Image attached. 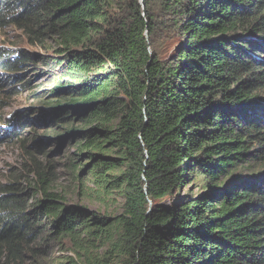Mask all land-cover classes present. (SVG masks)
I'll use <instances>...</instances> for the list:
<instances>
[{
    "label": "trees",
    "instance_id": "16d2710c",
    "mask_svg": "<svg viewBox=\"0 0 264 264\" xmlns=\"http://www.w3.org/2000/svg\"><path fill=\"white\" fill-rule=\"evenodd\" d=\"M5 21L46 49L17 64L50 80L35 111L72 140L83 199L123 202L67 204L22 140L0 264H264V0H0Z\"/></svg>",
    "mask_w": 264,
    "mask_h": 264
},
{
    "label": "rangeland",
    "instance_id": "374dc122",
    "mask_svg": "<svg viewBox=\"0 0 264 264\" xmlns=\"http://www.w3.org/2000/svg\"><path fill=\"white\" fill-rule=\"evenodd\" d=\"M34 41L21 28L10 25L7 21L0 28V50L4 51L6 57L5 62H0V183L6 182L11 175H16L23 169L22 140L26 146L39 142L42 152L57 167L53 172L54 187L65 195L67 204L83 208L86 212H99L101 215L120 213L123 198L116 190L103 205L83 199L76 184L79 169L66 164V158L75 153L72 140L64 136L65 130L53 127L49 119L38 113L40 111H35V108L40 107L38 101L44 95L42 90L50 87V80L42 76L39 66V70L30 64L19 66L16 57L17 52L30 56L46 54L42 44ZM43 44L49 47L50 41L46 40ZM4 63L17 70L3 69ZM47 128L51 129L50 132H45ZM52 136L57 137L49 139ZM87 187L93 186L88 184ZM63 247L60 242H50L47 253L51 259L68 260L72 254Z\"/></svg>",
    "mask_w": 264,
    "mask_h": 264
},
{
    "label": "water",
    "instance_id": "95a60500",
    "mask_svg": "<svg viewBox=\"0 0 264 264\" xmlns=\"http://www.w3.org/2000/svg\"><path fill=\"white\" fill-rule=\"evenodd\" d=\"M140 4L143 7L144 6V0H140Z\"/></svg>",
    "mask_w": 264,
    "mask_h": 264
}]
</instances>
